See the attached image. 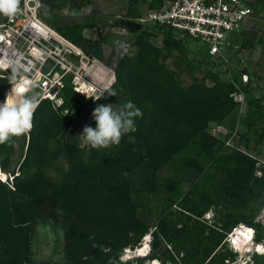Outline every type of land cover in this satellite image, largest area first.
I'll return each mask as SVG.
<instances>
[{"label": "rangeland", "instance_id": "obj_1", "mask_svg": "<svg viewBox=\"0 0 264 264\" xmlns=\"http://www.w3.org/2000/svg\"><path fill=\"white\" fill-rule=\"evenodd\" d=\"M34 1L43 20L115 71L120 59L138 52L143 38L159 49L160 61L173 71L178 85L213 86L214 80L206 74L213 73L224 83L232 82L233 91L223 99L221 110L208 112L201 122L204 134L183 139L176 152L162 154L155 150L158 146L136 141L131 153L135 165L127 177L128 159L122 160L124 165L116 162L119 159L106 165L97 162L73 188L79 196L72 195L73 201L65 205L63 221L41 217L31 235L27 262L9 264H109L110 260L115 264H264V0H248L252 16L217 57L185 36L176 35V42L164 40L157 26L134 25L135 18L168 0ZM73 11L78 15L72 16ZM5 17L0 15V22ZM89 20L98 21L80 34L72 28ZM122 81H127L124 75ZM129 87L124 89L118 82L113 87L117 96L106 94L95 101L79 94L66 101L68 89L63 90L61 106L49 103L64 126L56 139L91 150L82 145L80 135L84 126H94L92 112L97 105L113 104L116 109L131 101L142 112L136 104L139 89ZM145 118L142 113L135 119V130ZM29 134L7 143L2 157H7L10 170L25 154ZM52 139L50 151L55 147ZM68 164L48 154L43 169L60 179ZM109 170L125 184L124 191L119 189L126 200L113 208L102 206L106 197L98 184L93 190L87 188ZM4 172L3 181L12 187L10 173ZM239 223L255 229L258 252L254 248L250 253H234L220 244V233ZM138 245L145 247V255L136 254ZM10 259L0 252V264Z\"/></svg>", "mask_w": 264, "mask_h": 264}, {"label": "trees", "instance_id": "obj_2", "mask_svg": "<svg viewBox=\"0 0 264 264\" xmlns=\"http://www.w3.org/2000/svg\"><path fill=\"white\" fill-rule=\"evenodd\" d=\"M97 21H84L72 25V28L80 34L85 27L92 26ZM157 29L162 33L164 40L176 42L169 29L161 26ZM58 30L77 42L61 29ZM119 65L118 70L116 69L117 85L119 82L124 89H129L131 85L139 89L141 98L136 104H140L146 118L141 120L136 130L124 137L118 146L100 150L91 148L86 151L84 147L68 143L62 138L56 139L57 132L64 126L59 123L61 119L50 106L51 101L47 99L40 101L34 113V126L27 140L26 151L16 169L10 170L6 167L7 157L2 155L7 143L0 144V177L5 178L4 171L7 170L12 182V187H9L0 179V252L3 256L11 258L9 261H2L1 264L27 262L26 257L35 224L43 216L54 221H63L65 205L69 206L73 201L72 195L79 196V193H74L73 188L87 171L93 170L97 162H100L99 165H106L119 159L116 162L124 165L122 160L128 159L131 163L126 170L127 175H124L127 177L135 165L134 155L131 156V153L136 141H142L148 147L158 146L155 150L162 154L176 152L175 146H180L183 139H190L203 132L201 122L205 121L208 112L221 110L223 99L233 91L232 82L224 83L213 73H206L214 80L213 86L204 83H193L189 87L178 85L173 71L160 61L159 49L143 38L140 39L138 52L135 55L124 56L120 59ZM122 75L126 77L125 83L122 81ZM9 84L7 78L0 77V99ZM66 88L68 89L64 94L66 101L79 97L71 88ZM133 94L130 93V96ZM95 125L96 123L93 127ZM129 135L135 138L134 143L129 142ZM50 137L55 143L54 149H51L53 152L50 151ZM48 154L49 156L53 154L55 158L60 156L69 163L60 179H55L44 172L43 165ZM100 177L97 183L92 181L87 188L93 190L98 184V187L103 189L106 198L102 206L113 208L126 200L120 191V189L124 191L125 184L120 183L116 173L109 170L103 172ZM111 193L114 194L112 200ZM115 211L110 210L109 213ZM226 233L227 231L220 233L221 245L224 244ZM65 234L67 242V228Z\"/></svg>", "mask_w": 264, "mask_h": 264}, {"label": "built area", "instance_id": "obj_3", "mask_svg": "<svg viewBox=\"0 0 264 264\" xmlns=\"http://www.w3.org/2000/svg\"><path fill=\"white\" fill-rule=\"evenodd\" d=\"M37 7L36 1L25 0L15 16L0 22V61L10 65L0 68V77L8 79L12 67L19 65V79L33 93L40 94V101L47 99L61 106L60 93L68 86L83 97L98 100L104 89L117 84L115 69L43 20ZM251 16L248 0H168L134 21L169 29L174 37L185 36L202 45L208 55L217 57L241 23ZM10 90L11 84L2 99ZM223 243L240 254L253 252L258 245L255 229L242 223L226 233Z\"/></svg>", "mask_w": 264, "mask_h": 264}, {"label": "clouds", "instance_id": "obj_4", "mask_svg": "<svg viewBox=\"0 0 264 264\" xmlns=\"http://www.w3.org/2000/svg\"><path fill=\"white\" fill-rule=\"evenodd\" d=\"M20 2L21 0H0V15L15 16L20 10ZM70 14L78 15L75 11ZM9 66L0 61V68L6 69ZM19 67H12V74L8 77L11 90L5 101L0 103V144H11L13 137H19L32 130L34 113L40 103V94L33 93L32 88L19 79ZM112 83H115V77L112 78ZM105 91L109 96H117V91L109 86L96 99H100ZM140 116L142 112L131 101L116 109L113 104L97 105L92 112L96 126H84L80 135L82 145L93 149L118 146L125 135L135 130V119ZM128 139L129 142H135L133 136L129 135ZM109 264H115V261L110 260Z\"/></svg>", "mask_w": 264, "mask_h": 264}, {"label": "bare ground", "instance_id": "obj_5", "mask_svg": "<svg viewBox=\"0 0 264 264\" xmlns=\"http://www.w3.org/2000/svg\"><path fill=\"white\" fill-rule=\"evenodd\" d=\"M5 101V98L4 99H0V103H3ZM248 249H250V248H248ZM255 249H257V247L255 248ZM145 247L143 246H137L136 247V250H135V252H136V254H144L145 253ZM144 251V252H143ZM249 251H251V250H249ZM145 255V254H144ZM140 256V255H139Z\"/></svg>", "mask_w": 264, "mask_h": 264}, {"label": "water", "instance_id": "obj_6", "mask_svg": "<svg viewBox=\"0 0 264 264\" xmlns=\"http://www.w3.org/2000/svg\"><path fill=\"white\" fill-rule=\"evenodd\" d=\"M134 25L137 26V27L140 26V24L136 23V22L134 23ZM0 179L3 180V178H1V177H0Z\"/></svg>", "mask_w": 264, "mask_h": 264}, {"label": "crops", "instance_id": "obj_7", "mask_svg": "<svg viewBox=\"0 0 264 264\" xmlns=\"http://www.w3.org/2000/svg\"><path fill=\"white\" fill-rule=\"evenodd\" d=\"M5 19V18H4ZM3 21V20H2Z\"/></svg>", "mask_w": 264, "mask_h": 264}]
</instances>
